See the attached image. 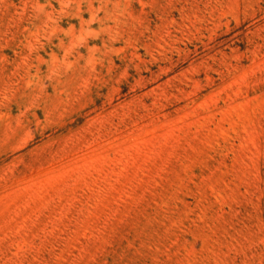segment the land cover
I'll use <instances>...</instances> for the list:
<instances>
[{
    "label": "rangeland",
    "instance_id": "1",
    "mask_svg": "<svg viewBox=\"0 0 264 264\" xmlns=\"http://www.w3.org/2000/svg\"><path fill=\"white\" fill-rule=\"evenodd\" d=\"M0 264H264V0H0Z\"/></svg>",
    "mask_w": 264,
    "mask_h": 264
}]
</instances>
